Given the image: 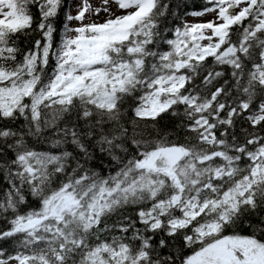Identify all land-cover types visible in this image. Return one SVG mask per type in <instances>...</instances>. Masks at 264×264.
Returning a JSON list of instances; mask_svg holds the SVG:
<instances>
[{"label": "snow or ice", "instance_id": "obj_1", "mask_svg": "<svg viewBox=\"0 0 264 264\" xmlns=\"http://www.w3.org/2000/svg\"><path fill=\"white\" fill-rule=\"evenodd\" d=\"M73 3L0 0V264H264V0Z\"/></svg>", "mask_w": 264, "mask_h": 264}, {"label": "trees", "instance_id": "obj_2", "mask_svg": "<svg viewBox=\"0 0 264 264\" xmlns=\"http://www.w3.org/2000/svg\"><path fill=\"white\" fill-rule=\"evenodd\" d=\"M165 2H167V0H165ZM201 3H202V0H196V3L193 4L192 7L198 9L201 6ZM33 11H35V10H33ZM62 14H63V9H61V15ZM175 23L180 24L181 21H176ZM57 27H59V24L57 25ZM35 38H38V37L26 38V37L21 36L20 37V46L24 49L30 48L32 46V43L34 42ZM233 39H235V37H233ZM211 62H212L211 58H209L208 63L211 64ZM128 103H131V101H129ZM125 107H127V104H125ZM128 115L131 116L130 111H129ZM175 123H176L175 118L166 114L162 118H159L158 123H157V128H159L161 130V133H163V132L174 133V135L171 136L170 138L175 139L177 143H183L184 142V133L183 132L177 133L175 131ZM148 132H151V134L153 136L156 135V133L151 128L148 129ZM237 132H239V127L237 128ZM100 171L102 172V174H107L106 168H100ZM113 171H114V169H113ZM113 219H115V217H113ZM252 219L255 222L256 218L253 217ZM108 222L111 223V220H109ZM6 226H7L6 222L0 221V228H4ZM231 231H232V229H229L228 233H230ZM236 231H238L241 234H245V235L251 234V229L246 227L243 223L240 224V226L236 229ZM228 233H226V234H228ZM261 238H264V237H261ZM158 239H159V237H157V240ZM176 244L182 246V238L178 237L176 240ZM0 247H4V248L8 249L9 251H12L11 242L0 243ZM191 251L192 250L190 248L184 249V254L185 255L190 254Z\"/></svg>", "mask_w": 264, "mask_h": 264}, {"label": "rangeland", "instance_id": "obj_3", "mask_svg": "<svg viewBox=\"0 0 264 264\" xmlns=\"http://www.w3.org/2000/svg\"><path fill=\"white\" fill-rule=\"evenodd\" d=\"M79 0H74V3H73V12L75 11V4L78 3ZM101 0H90V3L93 5V7H96L100 4ZM111 8H112V11L113 12H117V14H120L118 11H117V8H116V5L115 4H112L111 5ZM213 15L214 14H210V15H205L203 17H200V18H194V17H187L185 20L188 22V23H194V22H198V21H207V20H210L213 18ZM106 18L105 16V13L101 12L100 16L97 18V17H93V19H99V21H103L104 19ZM87 22V21H86Z\"/></svg>", "mask_w": 264, "mask_h": 264}]
</instances>
